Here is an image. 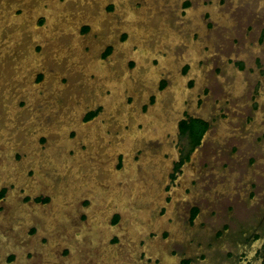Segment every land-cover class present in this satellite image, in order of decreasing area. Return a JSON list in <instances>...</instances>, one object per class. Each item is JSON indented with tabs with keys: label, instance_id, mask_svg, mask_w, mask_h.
Returning a JSON list of instances; mask_svg holds the SVG:
<instances>
[{
	"label": "rangeland",
	"instance_id": "1",
	"mask_svg": "<svg viewBox=\"0 0 264 264\" xmlns=\"http://www.w3.org/2000/svg\"><path fill=\"white\" fill-rule=\"evenodd\" d=\"M11 1L0 0V14L11 8ZM19 1L26 4H18L5 16V21L3 15L0 16V77L2 73L7 74L4 81L0 78L3 81L1 88L6 89V84L10 83L9 93L4 90V94L0 89V131L4 132V135L0 133V139L7 135L19 139L14 145L3 143L0 157L6 162L21 163L30 155L26 144L27 134L31 131L26 112L30 108L39 112L35 111V117L44 132L38 136L37 148L43 151L49 140L58 136L76 140L80 125L93 123L94 127L87 129L88 135L82 138L85 141L79 142L81 151L88 150L90 154L84 156L87 159L82 165L77 162L74 166L92 175L96 171L101 181H105L107 174L102 170V163L95 165L94 162L105 159L107 151L100 145L92 146V142L87 144L86 139L90 141L94 136L110 149L120 139L118 135L126 130L131 133L129 143L134 148L130 152H133L132 162H127L130 156L125 150L113 154V169L120 187V191L113 194L122 200L110 199L112 192L106 183L91 185L92 189L82 185L77 187L73 202H69L72 223L78 227L72 229L71 241L61 238L59 231H55L57 237L53 238L45 221L32 218L30 222L17 218L18 222L25 223L12 229L15 233L10 237L9 226L16 216L1 215L0 261L4 259L5 264H14L24 252H28L27 260L33 258L29 249L19 250L17 254L9 245L15 236L26 234L34 238L33 245L38 250V243L43 245L42 252L37 253L39 259L30 264H176L183 255L191 258L192 264H254L251 263L254 262L253 253L264 242V0H127L128 6L126 1L120 5L122 0H58L53 7L47 2L37 13L33 27L42 31L44 27L56 30L47 37L46 43L39 36L28 34L30 31L26 28L17 27L26 22L24 17L27 20L24 12L27 5L30 7L42 0ZM130 5L137 9L136 14L131 13L132 9L128 10L130 14L122 10ZM215 7L217 14L213 10ZM102 8L104 16L101 15ZM53 11L62 23H70L66 21L68 19L76 25L67 27L58 21L56 27ZM98 14L95 26L90 23V18H84ZM128 23L144 26L147 34L144 31L143 39L138 35L140 41L133 42L131 26L125 28ZM156 27L157 31H154L152 28ZM161 35H165L166 42L157 39ZM117 47L126 54L115 59ZM190 47L191 51L188 50ZM146 55L151 56L147 59L149 70L158 69L162 75L156 76V80L150 79L144 75L146 68L140 67L139 73L129 78V74L137 70L139 60H145ZM37 56L39 62L34 63L32 58ZM93 58L95 62L98 58L105 62L101 68L103 74L91 75L87 66ZM171 65L186 79L183 84L186 83L187 89H178L183 94L178 95L176 89L171 88L174 83L168 70ZM193 68L202 71L201 80ZM22 69L24 75L23 71L20 73ZM235 75L241 76V85H235ZM59 77L61 81H58ZM30 81L42 90L35 96L30 95L35 93L32 85L28 94L27 89H23ZM131 83L136 87L134 92L128 87ZM193 89H196L195 95ZM119 94L124 99H120ZM173 100L184 101L174 110ZM120 101L125 102L123 117H119ZM9 104L14 115L7 114L5 107ZM156 104L172 112L173 132L162 135L157 125L152 124L151 109ZM83 106L79 127L64 125L62 120L74 121ZM134 106L138 107L136 121V116L130 115ZM93 110H98V114L85 121L86 113ZM185 115L204 118L209 124L201 144L193 149H190L188 138L179 133L177 125ZM14 117V123L6 120ZM156 117V120L166 121L163 115ZM223 120L227 125H219ZM154 130H157L156 136ZM164 145L168 148L163 149ZM75 152V148H70L68 154L72 157ZM144 155L159 157L160 160L156 159L160 162L159 168L156 162L144 160L145 170L141 163ZM184 155H188V159L175 173L174 161ZM166 159L170 160L169 166L165 164ZM31 160L28 161L33 163ZM40 164L38 167L44 171L51 187L32 191L25 185H17L0 163V194L3 192L0 214L5 211L8 197L10 202L14 200L19 205L34 202L40 207L57 206L53 201L54 194L74 168L60 170L46 161ZM127 164H130V172ZM24 169V164H20L18 173ZM108 170H111L110 166ZM144 170L148 178L141 175ZM34 174L30 168L26 177ZM137 182L140 188L145 185L141 194L133 189ZM128 184L133 190L126 198L121 187ZM182 186L186 196L192 195L181 196L174 203L173 194ZM147 187L161 191L163 199L149 210H146L149 201H145ZM39 197L47 201L37 202ZM108 204L106 218L91 223V210H100ZM193 208L198 209V214L189 220ZM169 209L173 213L170 221L180 226V238L172 222L167 227L154 225L155 219L167 215ZM149 213L152 223L147 221ZM115 216L118 221L114 224ZM125 222L131 223L132 231L126 229ZM168 227L175 231L172 238ZM159 237L162 241L160 249H150L147 243ZM49 243L59 248L57 260L45 259V255L50 254L45 247ZM111 250L119 257L118 261L109 258ZM97 257L100 261H96Z\"/></svg>",
	"mask_w": 264,
	"mask_h": 264
},
{
	"label": "flooded vegetation",
	"instance_id": "2",
	"mask_svg": "<svg viewBox=\"0 0 264 264\" xmlns=\"http://www.w3.org/2000/svg\"><path fill=\"white\" fill-rule=\"evenodd\" d=\"M125 1H126V5H127V0H122L121 2H119L120 3V5L122 4H124L125 3ZM18 2H20L19 0H12L10 3H12V6H11V8L10 9H13V10H15V8L18 6V4H26V3H18ZM47 2H49L50 3V5H49V7L51 6V1L49 0V1H47V0H42L41 2H39V3H36V4H33L32 6H28L27 5V7H26V9H25V13H27V15H25L26 17H27V20H26V18L24 17L23 19H24V21H26V22H22L23 23V25H22V27H20L19 25L17 26L18 28H26L28 31H30V29H31V27L33 28H35V17L37 16V13H39L40 11H41V9L43 8V6L45 5V4H47ZM48 3V4H49ZM6 4H8V3H6ZM41 4V5H40ZM128 6V5H127ZM134 7H132L131 5H130V8H127V7H125V8H123L122 7V9H124L125 11H127V14H130L129 12L130 11H132L131 13L132 14H136L137 13V9L136 10H134L133 9ZM130 9H132V10H130ZM128 10H130L129 12H128ZM213 10H216L215 12H216V14H217V8L215 7V8H213ZM5 11L6 10H4L3 12H1V14H0V16H2L3 15V21H5V17H4V15H5ZM61 12H63V10H61ZM139 12V11H138ZM53 13H54V19L53 20H55V26L57 27V23H58V21H60V23H61V25H63L64 24V26H67V27H74V25H76L75 23H73L71 20H68V19H66V21L67 22H70V23H62V20H59L58 19V17L56 16V12H54L53 11ZM219 14V13H218ZM31 15V16H30ZM99 15V14H98ZM140 15V14H139ZM220 15V14H219ZM103 16H104V14H103ZM103 16H102V18H103ZM139 17V16H138ZM84 18H90V15H88L87 17L86 16H84ZM61 19H65V17H63V18H61ZM91 19V18H90ZM99 22H100V20H99ZM91 23V22H90ZM5 24V23H4ZM96 24V23H95ZM95 24L93 25V26H95ZM136 27H138V28H143V27H139V25H137V24H134ZM147 25V24H146ZM16 27V28H17ZM54 27V26H53ZM76 27V26H75ZM50 28V27H49ZM48 27H44V30L42 31L41 29H37V30H40L41 32H44V33H47L48 32V34H46L45 35V40H43L45 43L47 42V37L48 36H50L51 35V33H53V32H55L54 30H52V28H51V30L49 29ZM55 28V27H54ZM125 28H127V27H125ZM43 29V28H42ZM46 29V30H45ZM76 29V28H75ZM140 30H142V29H140ZM27 31V32H28ZM157 31V30H156ZM129 33V32H128ZM28 34H30V35H32L31 34V32L29 33L28 32ZM29 35V36H30ZM79 36V34L77 33L76 34V36ZM142 35H145L143 32H142ZM33 36V35H32ZM132 37L134 38L133 39V41H136V42H139L140 40H139V37H137L136 35H132ZM140 39H143L142 38V36L140 35ZM157 39H159V40H161V38L160 37H158ZM156 39V40H157ZM74 40H77L76 38H74ZM161 41H163V40H161ZM146 53V52H145ZM144 53V54H145ZM115 55V59H117V56H120V57H123V56H125V53L123 52V51H121V48L120 47H117L116 49H115V53H114ZM132 55V54H131ZM150 55H152V54H150ZM150 55H148V56H150ZM164 54H162V55H160L161 57L163 56ZM147 55H146V58H145V60H147L148 58H150V57H148ZM98 57V56H97ZM153 57V56H152ZM125 58V57H124ZM137 56H136V61H137ZM93 60L95 61V58H93ZM126 60V58L125 59H123V64H124V61ZM145 60H142L141 59V61L139 62L140 64H139V66L137 67V70H135L134 72H131L130 74H129V78H134L135 76H136V74H138L139 73V68L140 67H145L146 69H145V73H144V75H146V76H148L150 79L151 78H155V80H156V76L158 77V76H160V75H162V73L158 70V72L157 73H154V69H151V70H149V62H148V60L146 61V62H144ZM32 61H34V63H37V62H39V57L37 56V57H34V58H32ZM94 61H92V60H89V63H88V69H89V71L91 72V75L93 74V75H101V74H103V69H101L102 68V66L105 64V62H103V61H101V60H99V58H98V60H96V66H94V65H92V62H94ZM196 63V62H195ZM21 64L22 65H24V63L23 62H21ZM127 68V67H126ZM194 69V68H193ZM198 68H195L194 70H197ZM169 72L170 73H172V80L173 81H175V78L176 77H178V80H181V82H182V87L184 88L185 87V89H187V86H185L186 85V83L185 84H183L184 82H186V79L185 78H183L181 75H180V72H179V70H177V69H173V67H172V65L171 66H169ZM171 70H174V71H176V72H172ZM22 71H23V75H24V73H25V71L22 69L21 71H20V73L22 74ZM100 71V72H99ZM126 71H128V69L126 70ZM198 71V70H197ZM90 72H89V74H90ZM8 73V72H7ZM126 73V72H125ZM154 74H156V75H154ZM195 74H197V73H195ZM198 74H200L199 76H198ZM198 74H197V76H198V80H201V78L203 77V73H202V71L201 70H199V72H198ZM135 75V76H134ZM2 77H0L1 79H3V81H4V79H7L6 78V76H7V74L5 73H2V75H1ZM4 76H5V78H4ZM14 77H15V75H14ZM17 77H20V76H17ZM127 77V75L125 74V78ZM241 77V76H240ZM235 85H241V79H240V82H238V80H237V75H235ZM62 80V78L61 77H59L58 78V81H61ZM2 81V82H3ZM34 81V80H33ZM33 81H30V82H24L25 84V86L23 87V89H27V94H28V88L29 87H31V85L34 87L33 89H35V93L34 94H30L31 96H35V94H37L36 92H41L42 90L38 87V85H33ZM2 82L0 81V89H1V91H3L4 92V94H6V92L7 93H9V89L7 88L8 86H10V85H8V84H10V83H7L6 84V89H2L1 87V84H2ZM156 82V81H155ZM23 83V82H22ZM22 83H20V84H22ZM23 85V84H22ZM128 87H130V91H135L136 90V87H134V85L131 83L130 84V86H128ZM171 88H174L175 89V86H174V83H173V85H172V87ZM148 91H149V89H148ZM196 91V89H193L192 90V92H193V95H195V92ZM3 94V95H4ZM181 94H183L182 92H181ZM8 95V94H7ZM120 97V99H124V98H122L121 96H119ZM175 101V102H174ZM184 101V100H183ZM182 100L181 101H177V100H173V104H172V108H174V110L177 108V107H179V106H181V104H182V102H183ZM121 102V101H120ZM9 103V102H8ZM7 103V104H8ZM125 102H121L120 104H118V106L120 107V109H121V114L119 115V117H123L124 115H125V109H124V104ZM171 104V103H170ZM171 106V105H170ZM161 105H159L158 106V104H156L152 109H151V114L153 115V121H154V119L156 118V119H158V117H156L158 114L159 115H163V116H165L166 117V121H162V120H156V122H160L161 124H157V127H158V131H159V133L160 134H167V133H169V132H173V117L172 116H170V115H172V112L170 113V109H164V106H162L161 108ZM6 108V110H7V114L8 115H14L11 111H12V105L11 104H9L8 105V107H5ZM80 108H81V106H80ZM11 109V110H10ZM35 109V110H34ZM84 109V106H83V108L81 109V111H80V113H78L77 115H75L76 117L74 118V121L72 120V121H70V122H68L67 121V119H63L62 120V122L64 123V125H68V126H72V127H74L75 129H76V127L78 128L79 127V125H80V122H79V119H80V116H81V112H82V110ZM35 111H36V113H38L39 114V112L37 111V109L36 108H30L26 113H27V115H28V123L27 124H30V132H29V134H27V137H28V142L26 143L27 144V150H29L30 152H28L30 155L27 157V158H24L22 161H21V163H17V162H6V161H4V160H2L3 158L2 157H0V161H1V167H3V169L4 170H7V172L10 174V176L12 177L11 179H14V182H16L17 183V185H21V186H23V185H25L26 187H28L29 189H31L32 191H37V190H39V189H42V188H48V187H51L50 186V184H51V182L47 179V177H46V175H45V173H44V171L42 172L41 170H40V168L38 167L39 165H41L40 163H44L45 161L47 162V163H51V164H53L54 166H56V167H58L60 170H63V168H74V171H73V173L72 172H68L69 174H68V177H67V180L66 181H64V182H62V186L60 187L61 189L60 190H57V192H55V194H54V200L53 201H55V204L57 205V206H55V205H50L49 207H54V209H55V211L57 212V214H58V216H57V219H56V222H55V224H54V226H52V227H50L49 226V222H47L46 220H45V218L42 216V215H40V214H37L36 212H35V209H37V210H40V209H45V208H48L47 206H45V207H40L38 204H35L34 202H30V203H28V204H26L25 206L24 205H17V203H16V201H11L10 202V199H9V197L7 198V200H6V202H5V211H4V213L2 214H0V216L1 215H7V216H9V215H14V216H16V220L14 221L15 223H21L20 225H16L14 222L12 223V224H10V226H9V228H11L9 231H10V237H11V235H14V233H13V230H15L17 227H19V226H21L22 224H24V223H22V222H18L17 221V218H18V220H19V218H21V219H24V220H27V222H30V221H33V220H30L31 218L32 219H34V220H41V221H45L47 224H48V227H46L47 229H49L48 231L49 232H51L50 233V235H52V237L53 238H56L57 236H56V232L55 231H59L58 232V234L61 236V238H63V239H65V240H68V241H71V239H72V237H73V234H74V231L72 230V229H75V228H78V227H75L74 226V224L72 223L73 222V220L71 219V216H70V213H69V211H71V201L73 202V198H74V196H75V193L77 192L76 191V189H77V187L80 185H82V187L84 188H86V187H88L87 189H92L93 187L91 186V185H95V186H98L99 185V183H106L107 184V188H109V190L112 192L110 195H112L111 196V200H115V201H120V200H122V199H119L118 198V196L116 195V194H113V193H115V191H120V187H118L117 186V183H116V180L117 179H115V178H113V175L114 174H116V176H117V173H115V171H114V169H113V160H114V158H113V154L115 153V152H118L119 150L120 151H122V150H125V153H127L130 157H129V159H127L128 161L127 162H132V154H133V152H132V154L130 153L131 151H133V146L131 145V143H129L130 142V139H131V137H129L130 135L128 134L129 133V131H126L125 130V133H123V134H120V135H118V137L120 138V139H118V140H116L115 141V144L112 146V148H110V149H107L108 148V146L106 145V143L104 142V143H102V142H99V140H97V139H95V137L93 136V138H94V140H93V138H91V140L89 141L88 139H86V143L88 144L89 142H92V146H98V145H100V146H102L103 147V149L104 150H106L107 152V154H108V156L104 159V158H102L101 160H100V162H98V160H96L95 162H94V164L95 165H99L100 163H102V165H103V167L104 168H102V170H104L105 172H106V174H107V176L105 177L106 179H105V181H101V179H100V177L98 176V174H97V172L95 171L94 173H93V175L91 174V173H89L88 171L87 172H84L83 170H81L82 168L81 167H79L78 168V166H74L75 165V163H79L80 165H82L81 163H82V161L84 160V161H86V159L84 158V156H87V155H89L90 153L88 152V150H85V151H81V149H80V147H79V142H83V141H85V140H83L82 138L84 137V136H87L88 135V132L86 131L87 129H89L90 127L92 128V127H94L93 126V123H89V124H86L85 126L84 125H80V128H78L79 130H76V132H78V134H79V136H78V138L75 140V139H72V140H67L66 138H62V137H60V136H58V137H55V138H53L52 140H49V142H48V144H47V146H46V149L43 151V150H41V149H39V148H37V142H38V136L40 135V134H42V132H44V131H41L42 129H43V127H38V125H37V119H36V113H35ZM99 112V111H98ZM98 112H97V114H98ZM167 112H169V118L166 116L167 115ZM138 107H136V106H134V108L133 107H131V109H130V115L132 114V116H136V118H134L135 119V121L138 119ZM147 113V112H146ZM145 113V114H146ZM96 114V115H97ZM17 115V113L15 114V116ZM86 115H87V113H86ZM86 115H85V117H86ZM95 115V116H96ZM74 116V115H73ZM94 116V117H95ZM148 116V115H147ZM93 117V118H94ZM192 118H198V119H201V120H203V121H206V119H204V118H200V117H193V116H188V115H185V117L183 118V119H181L178 123H177V125H178V129H179V133H181V122L182 121H184V120H190V119H192ZM6 119V118H5ZM8 122H16L15 120V117L14 118H12V120L10 119H6ZM84 120H85V118H84ZM90 120V119H89ZM85 121H87V120H85ZM39 122V121H38ZM207 122V121H206ZM71 124V125H70ZM147 124H150V123H147ZM152 124H154L155 125V123L154 122H152ZM12 125V124H11ZM91 125V126H90ZM219 125H221V126H224V125H227V122L225 121V120H223V121H221L220 123H219ZM17 126V125H16ZM39 126H42V125H39ZM84 126V127H83ZM28 127V126H27ZM221 128V127H220ZM150 129H151V127H150ZM81 130V131H80ZM155 131V136H156V134H158L157 133V130H154ZM0 133L2 134V135H4V132H1L0 131ZM46 133V132H45ZM126 134V135H125ZM8 137V138H7ZM7 137L5 136V139H0V146L1 145H3V143L5 144V145H14V143H17L18 142V140L19 139H16V138H9V136L7 135ZM30 138V139H29ZM132 140H134V139H132ZM65 141H67V142H65ZM63 142H65V143H63ZM133 142H136V141H133ZM75 143V144H74ZM85 143V142H84ZM18 144H20V143H18ZM17 144V145H18ZM76 145V146H74V145ZM70 148H75V150H76V152L74 153V155L72 156V157H70L69 156V154H68V152H69V149ZM168 147L166 146V145H164L163 146V149H167ZM64 152V153H63ZM178 152V151H177ZM62 153H63V155H62ZM110 155V156H109ZM63 156H65V158H63ZM144 159L141 161V163L143 164V166L145 167V161H147V162H156V164H157V166H158V168H159V166L160 165H158L160 162L159 161H157L156 159H158V160H160L159 159V157H155V156H150V155H144ZM30 158H32V162L33 163H31V162H29L28 160L30 159ZM107 158H109V159H107ZM184 158V156L183 157H180L179 159H177V160H175L174 161V171H175V173H177L178 172V170H179V168H180V165H182L184 162H182L181 164H180V162H181V160ZM145 160V161H144ZM70 161V162H69ZM75 161V162H74ZM69 162V163H68ZM22 163L24 164V167H25V169H24V171L23 172H21V173H18V169H19V167H20V164H21V166H22ZM70 163H72V165L69 167L68 166V164H70ZM4 164V165H3ZM133 164V163H132ZM167 166H169V164H170V160L169 159H166V163H165ZM94 165V166H95ZM108 166H110L111 167V170H108ZM133 166V165H132ZM128 167H130V164H127V168ZM134 167V166H133ZM30 168H32L33 170H34V172H35V174H34V176H32V177H30V178H27L26 176H27V172H28V169H30ZM135 169H136V167H135ZM93 170V169H92ZM128 172H130V168H128ZM145 170H146V167H145ZM144 170V171H145ZM37 173V174H36ZM134 174H136V173H134ZM133 174V175H134ZM147 173H146V171L144 172V174L142 173L141 175H144V176H146V178H148V176L146 175ZM89 176V177H88ZM171 176H172V174H171ZM174 176L176 177V175L174 174ZM89 179H88V178ZM111 177V178H110ZM141 179L142 178H140L139 180L141 181ZM139 182V181H138ZM138 182L137 183H135V185H134V187H133V189H136V190H138V192H139V194H141V192H143V190H145V185H144V188H140V186H138ZM126 187H128V185L126 186V185H124L123 187H121L122 189H123V191L125 190V189H127ZM125 188V189H124ZM132 189V190H133ZM53 190V189H52ZM55 190V189H54ZM56 191V190H55ZM161 191H159L158 189L156 190V191H153L152 190V187H147V189H146V200L145 201H149L148 203H147V208H146V210H149L150 208H152V207H154L155 208V206L156 205H158L159 204V201H163V199H162V194L160 193ZM185 188L182 186V187H180V189L176 192V193H174L173 194V202L175 203L176 201H178V199L179 198H181V196H186L185 195ZM132 193V191H130V193L128 194V192H125V197L126 198H129ZM109 195V196H110ZM191 195H192V193L191 194H188L186 197H191ZM3 197V196H2ZM23 200H25V198L23 199ZM124 200V199H123ZM125 201V200H124ZM37 202H44V198L43 197H39V198H37ZM70 202V203H69ZM11 204V205H10ZM14 204H16L15 206H14V210H13V205ZM6 206H7V208H6ZM109 206V204L107 205V206H105L104 208H102V209H100V210H97V211H95V210H91V215H90V217H89V219L91 220V223L92 222H101L102 220H104L105 218H106V211H105V208L106 207H108ZM171 207H172V205H170ZM169 206V207H170ZM26 207V208H25ZM59 208H62V210H60L59 211ZM141 209V208H140ZM194 209H196V208H193L191 211H190V215H189V220L192 218V219H194L196 216H197V214H198V209H196V213L195 214H193V210ZM31 210V211H30ZM171 210L169 209V213L167 214V215H165L164 217H165V221L163 220L164 219V217H158V219H155V223H154V225L156 226V224L157 225H159L160 227H167L168 226V223H171L172 221H170V220H172L170 217H173V213L172 212H170ZM19 212H20V214H19ZM64 214H66V216H63ZM125 215H126V213H125ZM18 216V217H17ZM150 217H151V213H149L148 214V217H147V221L148 222H150L151 221V223H152V220L150 219ZM116 219V220H115ZM30 220V221H29ZM188 220V221H189ZM115 221V222H114ZM116 221H118V216H115L114 218H113V222H114V224L116 223ZM23 222H25V221H23ZM26 222V223H27ZM172 225H174V227H175V230H177V237L178 238H180V236H181V229H180V226H179V224L178 223H176V222H172L171 223ZM94 226V225H93ZM125 226H126V229H128V230H131L132 231V227H131V223H126L125 222ZM16 227V228H15ZM13 229V230H12ZM125 229V230H126ZM168 229H169V227H168ZM11 230H12V232H11ZM55 230V231H54ZM85 230H87V229H85ZM225 231H226V228L224 229ZM88 231V230H87ZM169 231H171L170 233H171V237L170 238H172L174 235H176L175 234V231H172V230H170L169 229ZM89 232H92V231H89ZM223 231H221L220 233H222ZM128 236H130V237H136L134 234H132V233H130V232H125ZM253 235H256V234H253ZM216 237H218V236H216ZM257 237V236H256ZM255 237V238H256ZM18 238H20V239H18ZM137 238V237H136ZM32 239H34V238H31L30 236H28V235H23V236H20V237H14V240H11V243L9 244L10 245V248L11 249H13L14 251H15V253H17V251H19V250H30L31 252H32V254H33V258L31 259V260H27L26 259V257H27V255H28V252L27 253H23V255L21 256V257H17V261L14 263V264H30V262H33V261H35V260H37V259H39V257L37 256V253H38V251L40 250V252H42L41 251V248L43 247V245L41 246L39 243H38V245L40 246V249L38 250V248H37V246L36 245H33V241H32ZM193 241V240H192ZM249 241V240H248ZM160 243H162V241L160 240V237H159V239H157V240H151V241H149L148 243H147V246H149V248L150 249H152V250H154V248H156V249H160V247H159V244ZM169 243V242H168ZM83 246H86L85 245V243H84V245ZM168 245H166V247H167ZM45 247H47L46 248V250L47 249H49L50 250V254H47V255H45V259H47V260H57V258H58V253H57V251L59 250V248L57 249L56 247H54V245L51 243H49L47 246H45ZM43 253H44V250H43ZM49 253V252H48ZM18 254V253H17ZM22 254V253H21ZM25 256V257H24ZM0 257H1V255H0ZM24 257V258H23ZM164 257V256H163ZM205 256L203 255L202 256V258H204ZM8 258H10L9 256L7 257V259ZM23 258V259H22ZM42 258H44V256L42 257ZM109 258H111L112 260H114V261H118V259H119V257L117 256V254L114 252V251H110V256H109ZM229 256L227 257V259L229 260ZM253 260H254V262H251V263H254V264H264V242L260 245V246H258L256 249H255V251H254V253H253ZM25 261V262H24ZM26 261H27V263H26ZM96 261H100V259H99V257H97L96 258ZM34 263V262H33ZM0 264H5V260L3 259V260H1L0 261ZM176 264H192V259L191 258H189V257H187V256H185V255H183V256H181L179 259H178V261L176 262Z\"/></svg>",
	"mask_w": 264,
	"mask_h": 264
},
{
	"label": "bare ground",
	"instance_id": "3",
	"mask_svg": "<svg viewBox=\"0 0 264 264\" xmlns=\"http://www.w3.org/2000/svg\"><path fill=\"white\" fill-rule=\"evenodd\" d=\"M51 1V6L53 7V5L55 6V3L58 1V0H50ZM41 5V4H40ZM59 7V6H58ZM98 8V7H97ZM102 11H101V15H103L102 13H103V8L101 9ZM122 10H124V9H122ZM143 10V9H142ZM12 11V9H7L6 11H5V15H4V17L8 14V13H12L11 12ZM95 13H98V12H96L95 11ZM94 13V14H95ZM10 14H9V16H10ZM135 14V13H134ZM138 15H139V13H138ZM120 16V15H119ZM12 17V16H11ZM122 17H123V15H122ZM90 21H91V23L94 25L95 24V22L94 21H98V19H99V15H95V16H90ZM121 18V17H120ZM128 26H131V32L134 34V35H136V36H138V35H142V32L144 33V28L142 29V30H140L138 27H136L135 25H134V23L132 24V23H128V24H126V26L125 27H128ZM73 27V26H72ZM147 26H145V28H146ZM129 28V27H128ZM148 28V27H147ZM168 28V27H167ZM20 29V28H19ZM130 29V28H129ZM154 31H156L157 30V27H156V29L155 28H152ZM15 30H17V29H15ZM138 30H139V33H138ZM74 31L76 32V29L74 28ZM167 31V30H166ZM15 32V31H14ZM30 32H31V34L33 35V36H35V35H37V36H39L40 38H42L43 40H45L46 38H45V35L46 34H48V32L47 33H44V32H41L40 30H35L34 28H32L31 27V29H30ZM141 33V34H140ZM20 34V33H19ZM145 34H147L146 33V31H145ZM166 34V33H165ZM170 35V34H169ZM73 36H74V34H73ZM171 36H173L174 37V35H171ZM170 36V37H171ZM77 37H78V35H77ZM161 40H163L164 42H166V38H165V35H161ZM177 40V39H176ZM173 41V40H172ZM133 42H136V41H133ZM122 47V46H121ZM131 47V46H130ZM123 48V47H122ZM189 51H191L192 50V48L190 47L189 49H188ZM124 51H125V49H124ZM131 52V51H130ZM150 52H152V51H150ZM154 52V51H153ZM152 52V53H153ZM198 52V51H197ZM125 54H126V51L124 52ZM196 53V52H195ZM194 53V54H195ZM199 53V52H198ZM197 53V54H198ZM137 55V54H136ZM185 55V54H184ZM188 55V54H187ZM190 55H191V53H190ZM148 56V55H147ZM152 56V55H151ZM197 56V55H196ZM135 57V56H134ZM148 57H150V56H148ZM194 57V56H193ZM189 58H190V56H189ZM189 58L187 57L186 59H188L189 60ZM197 58V57H196ZM195 60V59H194ZM141 60H139V62H140ZM149 62V61H148ZM195 63V62H194ZM92 65H94V66H96V62L94 61V62H92ZM195 69V68H194ZM198 70V69H197ZM197 70H194V72H197V74H198V72L199 71H197ZM158 72V70L157 69H154V73H157ZM126 74V73H125ZM200 74H198V76H199ZM129 77V76H128ZM122 78V77H121ZM126 79H127V77H126ZM240 79H241V77H240V75L239 76H237V80H238V82H240ZM124 81V80H123ZM174 86H175V89H176V91H177V94L178 95H180L181 94V92H182V90L180 91L179 90V92H178V89L179 88H182V82H181V80H178V77H176L175 78V81H174ZM114 84H116L115 82H114ZM123 84V83H122ZM127 86V85H126ZM118 87V86H117ZM102 92V91H101ZM118 96H122V95H118ZM154 123L157 125L158 124V122H156V119H154ZM96 124V123H95ZM85 126V125H84ZM83 126V127H84ZM91 126V125H90ZM86 127V126H85ZM91 128V127H90ZM81 131V130H80ZM86 131H88V130H86ZM94 132V131H93ZM132 133H134V132H132ZM129 135L131 134V133H128ZM131 137V136H130ZM3 160V159H2ZM0 163H1V161H0ZM4 165V164H3ZM3 168V167H2ZM37 174V173H36ZM111 178V177H110ZM113 178H115V179H117V176H116V174H114L113 175ZM132 179V178H131ZM129 186L128 187H126L127 189H125L124 190V193L125 192H130L131 190H132V188H131V186H130V184H128ZM133 187V186H132ZM11 205V204H10ZM14 205H16V204H14ZM18 205V204H17ZM25 206V205H24ZM6 208H7V206H6ZM26 208V207H25ZM14 210V209H13ZM31 211V210H30ZM35 212L37 213V214H40V215H42L44 218H45V220L47 221V222H49V226L50 227H52V226H54V224H55V222H56V219H57V216H58V214H57V212L55 211V209H54V207H48V208H45V209H40V210H37V209H35ZM19 214H20V212H19ZM64 216V215H63ZM164 221H165V217H164V219H163ZM15 223V222H14ZM23 223V222H22ZM25 223V222H24ZM16 225H20L21 223H15ZM16 228V227H15ZM55 231V230H54ZM18 239H20V238H18ZM25 257V256H24ZM23 257V258H24ZM22 258V259H23ZM25 262V261H24ZM26 263H27V261H26Z\"/></svg>",
	"mask_w": 264,
	"mask_h": 264
},
{
	"label": "trees",
	"instance_id": "4",
	"mask_svg": "<svg viewBox=\"0 0 264 264\" xmlns=\"http://www.w3.org/2000/svg\"><path fill=\"white\" fill-rule=\"evenodd\" d=\"M85 30V29H84ZM98 110H93L87 113L85 120H89L93 118L97 114ZM181 134L186 136L190 143V149H193L199 146L202 142L203 136L206 131L209 129V124L206 121H203L198 118H192L189 121L184 120L181 122ZM188 155H184V158L181 160L182 162L187 161ZM3 196V192L0 194V199ZM44 201H47L45 199ZM196 213V209L193 210V214ZM116 220V219H115Z\"/></svg>",
	"mask_w": 264,
	"mask_h": 264
}]
</instances>
